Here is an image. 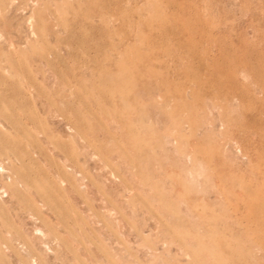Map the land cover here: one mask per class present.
<instances>
[{
    "label": "rangeland",
    "instance_id": "374dc122",
    "mask_svg": "<svg viewBox=\"0 0 264 264\" xmlns=\"http://www.w3.org/2000/svg\"><path fill=\"white\" fill-rule=\"evenodd\" d=\"M0 166V264H264V0H0Z\"/></svg>",
    "mask_w": 264,
    "mask_h": 264
},
{
    "label": "bare ground",
    "instance_id": "6f19581e",
    "mask_svg": "<svg viewBox=\"0 0 264 264\" xmlns=\"http://www.w3.org/2000/svg\"><path fill=\"white\" fill-rule=\"evenodd\" d=\"M0 167H1V166H0ZM2 168H3V167H2ZM2 168H1V169H2ZM38 230H39V229H38Z\"/></svg>",
    "mask_w": 264,
    "mask_h": 264
}]
</instances>
